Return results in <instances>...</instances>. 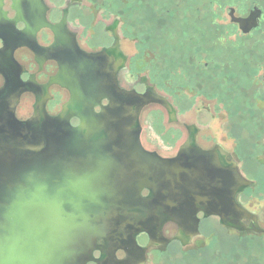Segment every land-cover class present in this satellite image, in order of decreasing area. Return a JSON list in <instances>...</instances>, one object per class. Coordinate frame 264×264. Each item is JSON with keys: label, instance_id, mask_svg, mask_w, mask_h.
Returning a JSON list of instances; mask_svg holds the SVG:
<instances>
[{"label": "flooded vegetation", "instance_id": "flooded-vegetation-1", "mask_svg": "<svg viewBox=\"0 0 264 264\" xmlns=\"http://www.w3.org/2000/svg\"><path fill=\"white\" fill-rule=\"evenodd\" d=\"M130 11H149L150 18L133 23ZM126 40L133 42L131 55L122 48ZM72 46L87 54L108 51L104 68L118 88L157 100L139 115L145 151L164 159L193 147L216 151L249 184L235 197L248 217L234 227L200 213L197 233L189 236L169 222L147 249L148 235L139 234L136 244L145 251L129 259L137 262L142 255L143 264H264V227L244 205L251 198L264 202V0H206V7L203 0H0V90L6 89L9 98L21 91L17 120H28L41 105L49 116L60 113L69 93L52 83L59 74L56 57ZM26 99L30 112L22 117L18 110ZM144 111L163 121L160 136L170 147L178 142L175 150L150 147L141 125ZM217 112L223 115L230 148L201 124L204 115L213 120ZM70 125L77 126L78 120L71 119ZM99 256L94 252L95 259ZM115 257L120 264L127 261L122 250Z\"/></svg>", "mask_w": 264, "mask_h": 264}, {"label": "water", "instance_id": "water-1", "mask_svg": "<svg viewBox=\"0 0 264 264\" xmlns=\"http://www.w3.org/2000/svg\"><path fill=\"white\" fill-rule=\"evenodd\" d=\"M107 52L72 46L56 57L52 83L69 93L56 116L41 105L19 121L21 91L0 90V264H120L119 250L124 264H143L131 254L154 245L166 223L191 236L200 213L225 228L248 217L235 197L249 184L216 151L164 159L142 148L139 115L157 100L119 89L104 68ZM141 233L145 249L135 241Z\"/></svg>", "mask_w": 264, "mask_h": 264}, {"label": "rangeland", "instance_id": "rangeland-1", "mask_svg": "<svg viewBox=\"0 0 264 264\" xmlns=\"http://www.w3.org/2000/svg\"><path fill=\"white\" fill-rule=\"evenodd\" d=\"M203 6L206 7V0H203ZM166 7H171V5H168ZM128 14H130L133 17V23H135L137 19L139 24L145 23L150 18L149 11H141L140 13H138V15H136L135 11L133 13L131 12ZM122 48L125 51V53L129 55H131L135 51L132 41H127V40L124 41L122 43ZM146 111H144L141 117V125L143 127V135L149 134V139H151L150 147L155 148L164 153H168L171 150H175L174 147L178 142L174 144L172 147H170V143L162 139L160 136V133L162 134V132L165 129L163 125V121H161V119L155 120L154 118L147 117ZM29 112H30V101L26 99L22 102L21 106L19 107L18 114L19 116L26 117V115H28ZM163 120L165 119L163 118ZM188 120H191V118H188ZM200 120L202 126L205 125V127L208 130V133H210L213 136L214 140L221 141L222 143H224V146L230 148L231 142L226 137L224 130L222 128L224 124L223 115L218 113L216 118L213 120L212 119L210 120L209 117H206L204 115ZM244 205L250 211L254 212L259 216V223L262 227H264V202H260L256 198H251V201L244 203Z\"/></svg>", "mask_w": 264, "mask_h": 264}]
</instances>
